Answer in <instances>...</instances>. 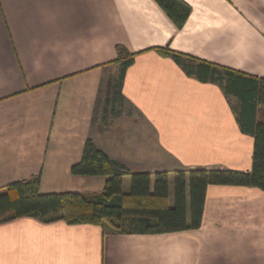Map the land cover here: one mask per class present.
Returning <instances> with one entry per match:
<instances>
[{
    "label": "crops",
    "instance_id": "obj_1",
    "mask_svg": "<svg viewBox=\"0 0 264 264\" xmlns=\"http://www.w3.org/2000/svg\"><path fill=\"white\" fill-rule=\"evenodd\" d=\"M182 1L177 28L155 0H0V188L38 177L39 193L100 192L107 176L70 167L87 138L119 162L93 132L103 87L100 118L130 104L153 129L152 146L124 141L138 156L119 163L168 171L169 204L176 170L251 169L237 99L155 48L264 78V0ZM118 44L134 53L122 81ZM0 264H264V191L209 184L201 224L168 232L21 216L0 223Z\"/></svg>",
    "mask_w": 264,
    "mask_h": 264
},
{
    "label": "trees",
    "instance_id": "obj_2",
    "mask_svg": "<svg viewBox=\"0 0 264 264\" xmlns=\"http://www.w3.org/2000/svg\"><path fill=\"white\" fill-rule=\"evenodd\" d=\"M181 28L190 6L182 0H155ZM171 57L188 75L201 82L218 84L227 96L238 101L237 121L243 133L253 137L252 165L248 171L229 168L194 167L173 172L172 204H169V172H129L111 159L91 138L83 144L79 161L70 171L75 175H104L100 192L77 191L39 193V178L21 180L0 188V223L21 216L43 222L64 220L67 224L90 223L121 233H158L197 228L201 224L205 191L209 184L257 187L264 191V78L219 66L192 55L155 48ZM113 63L119 64L122 81L134 53L115 46ZM130 184L122 191L123 177Z\"/></svg>",
    "mask_w": 264,
    "mask_h": 264
},
{
    "label": "rangeland",
    "instance_id": "obj_3",
    "mask_svg": "<svg viewBox=\"0 0 264 264\" xmlns=\"http://www.w3.org/2000/svg\"><path fill=\"white\" fill-rule=\"evenodd\" d=\"M105 92L104 87L101 93H99L98 105H97V118L93 124V132L95 138L98 140V144L103 145L107 150L110 149V153L114 155L119 162H125V158L137 157L138 154H129L125 152V145L121 146L124 141H126L130 137V148L136 151L137 146L135 144L140 143L147 144L149 143L152 146L153 137L152 135L153 129L148 124V122L142 117V115L130 104L125 105V115L116 118L115 116H106L102 115L100 118V108L103 104ZM152 140V141H150ZM132 164V163H130ZM125 165V164H124ZM125 167V166H124ZM145 167H148L146 164ZM126 168V167H125ZM194 168V167H193ZM127 169V168H126ZM171 181V185H172ZM130 184V178L124 176V185L122 191L125 192L128 190Z\"/></svg>",
    "mask_w": 264,
    "mask_h": 264
}]
</instances>
